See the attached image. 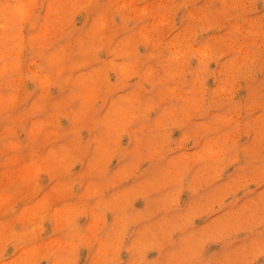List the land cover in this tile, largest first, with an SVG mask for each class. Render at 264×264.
<instances>
[{"label": "clouds", "instance_id": "1", "mask_svg": "<svg viewBox=\"0 0 264 264\" xmlns=\"http://www.w3.org/2000/svg\"><path fill=\"white\" fill-rule=\"evenodd\" d=\"M0 264H264V0H0Z\"/></svg>", "mask_w": 264, "mask_h": 264}]
</instances>
